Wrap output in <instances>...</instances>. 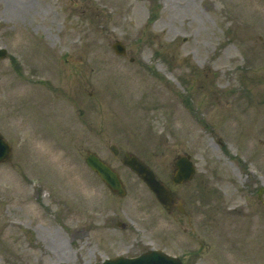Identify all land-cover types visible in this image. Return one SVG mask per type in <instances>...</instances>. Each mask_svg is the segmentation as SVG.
Segmentation results:
<instances>
[{
	"label": "rangeland",
	"instance_id": "1",
	"mask_svg": "<svg viewBox=\"0 0 264 264\" xmlns=\"http://www.w3.org/2000/svg\"><path fill=\"white\" fill-rule=\"evenodd\" d=\"M0 46V131L14 148L0 164V264L150 248L187 264H264V0H0ZM111 144L163 181L190 154L197 172L178 189L191 224Z\"/></svg>",
	"mask_w": 264,
	"mask_h": 264
},
{
	"label": "water",
	"instance_id": "2",
	"mask_svg": "<svg viewBox=\"0 0 264 264\" xmlns=\"http://www.w3.org/2000/svg\"><path fill=\"white\" fill-rule=\"evenodd\" d=\"M116 46V49L123 53L124 52V46L120 45ZM6 54L5 50H0V57H4ZM10 146L9 144L3 139V137L0 135V161L9 159L10 157ZM89 165L94 168L98 174L106 181V183L115 191H118L119 193L123 194L124 190L122 188L121 182L118 178V175L116 172H114L106 163H104L98 156L96 155H90V157L87 159ZM128 164L131 165V167L137 171L141 176L147 179L149 184L158 192V196L160 199L166 204V198L168 195L167 188L163 185H161L154 173L144 164L139 162L137 159L132 158L130 161H128ZM179 174L176 180L182 181L184 179H188L191 177L194 168L191 165V162L187 159H181L179 161ZM168 199V198H167ZM95 264H182L179 259L173 258L168 256L165 253H162L160 251L151 250L146 253L141 254L140 256L134 257V258H127V257H119L116 259H107L102 263H95Z\"/></svg>",
	"mask_w": 264,
	"mask_h": 264
},
{
	"label": "flooded vegetation",
	"instance_id": "3",
	"mask_svg": "<svg viewBox=\"0 0 264 264\" xmlns=\"http://www.w3.org/2000/svg\"><path fill=\"white\" fill-rule=\"evenodd\" d=\"M115 158H119V157H115ZM174 171V170H173ZM172 188H173V191H174V194L175 195H179V191H178V189L177 188H175L174 186H172ZM175 207H173L172 209H173V211H175V209H174Z\"/></svg>",
	"mask_w": 264,
	"mask_h": 264
},
{
	"label": "bare ground",
	"instance_id": "4",
	"mask_svg": "<svg viewBox=\"0 0 264 264\" xmlns=\"http://www.w3.org/2000/svg\"><path fill=\"white\" fill-rule=\"evenodd\" d=\"M10 5L14 6L15 4L14 3H11ZM12 6H10V7H12ZM116 75H120V73L119 74H116Z\"/></svg>",
	"mask_w": 264,
	"mask_h": 264
}]
</instances>
